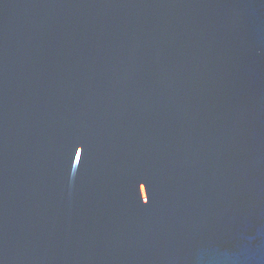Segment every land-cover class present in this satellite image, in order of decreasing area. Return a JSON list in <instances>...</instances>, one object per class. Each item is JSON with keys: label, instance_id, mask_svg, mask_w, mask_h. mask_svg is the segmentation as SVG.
<instances>
[{"label": "water", "instance_id": "95a60500", "mask_svg": "<svg viewBox=\"0 0 264 264\" xmlns=\"http://www.w3.org/2000/svg\"><path fill=\"white\" fill-rule=\"evenodd\" d=\"M0 264H264V0H0Z\"/></svg>", "mask_w": 264, "mask_h": 264}]
</instances>
